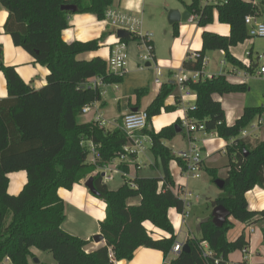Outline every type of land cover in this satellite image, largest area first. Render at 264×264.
<instances>
[{"label": "trees", "instance_id": "obj_1", "mask_svg": "<svg viewBox=\"0 0 264 264\" xmlns=\"http://www.w3.org/2000/svg\"><path fill=\"white\" fill-rule=\"evenodd\" d=\"M114 0H0L7 12L3 26L15 47L22 48L35 63L48 70L46 85L39 90L25 84L11 66L2 60L0 48V72L3 74L7 98L0 100V264L8 259L11 264H29L31 249L51 255L55 264H112L114 261H131L139 248L162 253L168 264H227L228 256L249 247V240L243 231L234 241L227 239L233 222L250 226L264 221V210L249 209L246 194L254 188L264 190V140L242 137L259 118H264V105L244 108L241 116L232 126H227L221 104L213 99L229 94L245 93L246 84H231L224 75L200 78L196 82H184L195 95L193 109L186 118L195 124H203L207 134H213L226 142L224 154L227 157V176L222 179L221 194L211 200L212 209L224 207L230 219L217 228L211 214L198 222L197 236L189 237L181 250L172 253L176 235L168 213L174 209L184 214L186 206L174 192V181L169 164L175 161L183 171V162L164 145L183 130L179 121L158 132L147 128L140 134L150 139V152L160 161L162 178H129L128 161L118 164L124 184L116 191H109L103 183V167L109 165L123 151L128 137L118 127L108 130L99 122L78 123L84 106L98 103L102 94L91 85L95 79L106 85H119L124 74L108 73L106 61L100 57L80 60L79 56L94 53L100 49L105 38L88 42L66 43L62 32L69 26L72 15L92 14L103 21L105 12L112 8ZM204 0H191L185 11L198 16L197 26L203 30L202 47L192 58L186 55L182 62L185 72L203 74V61L209 52L222 51L226 62L243 67L230 54L229 49L248 40L246 16H264V0L254 4L252 0H215L203 4ZM75 7V12L63 11V6ZM214 13L220 24L230 29L228 36L212 33L207 28L214 22ZM173 37H178V24L171 26ZM135 36L120 40L125 44L136 41ZM251 64L248 71L253 70ZM175 81L160 86L153 101L146 107L148 125L153 117L162 112L171 113L181 104ZM147 88L134 91L135 105L147 96ZM175 103L166 105L168 97ZM89 144L95 146L94 161L90 156ZM24 171L27 182L16 196L7 192L8 175ZM214 183L218 179L215 168L201 166ZM93 179L98 192L95 196L105 207V218L99 223V232L104 246L92 252H85L89 242L65 233L61 226L66 220L59 189L71 190L76 184ZM140 199L138 205L129 201ZM168 235L155 238L144 224ZM264 244V234H263ZM187 250L183 251V246ZM206 245V249L204 248ZM209 252L210 256H204Z\"/></svg>", "mask_w": 264, "mask_h": 264}, {"label": "crops", "instance_id": "obj_2", "mask_svg": "<svg viewBox=\"0 0 264 264\" xmlns=\"http://www.w3.org/2000/svg\"><path fill=\"white\" fill-rule=\"evenodd\" d=\"M261 1L262 0H252L254 4L258 5ZM144 2L145 0H114L112 8L140 13L143 18L145 15ZM214 2L215 0H204L203 4ZM183 12H185V8H183ZM7 15V12L0 4V48L2 50L3 63L6 66L13 67L25 84L29 85L34 90H39L46 85V78L49 72L46 67L35 63L34 58L22 48L15 47L10 36L4 33L3 26L7 19ZM256 20L258 22H264V16L260 15ZM207 30L221 36H228L230 31L227 25L218 23L216 13H214L213 24L210 25ZM178 31V37H174L175 42L168 53L169 58H162L157 54L154 47V41L152 40L153 57L156 63L160 66L162 77H164V80L161 81V85L165 82L172 81L173 79L175 80V76L182 71V62L186 58V55L198 52L202 47L201 34L203 30L198 28L197 24H189L186 22V25H182L180 22L178 24ZM145 32L148 31L146 30ZM102 35H104L105 38L100 45V49L94 53L83 54L79 56V59L88 61L95 57H100L106 61L110 48L116 41V37L111 28H109L104 21L98 20L96 16L92 14H76L70 16L69 26L62 32L61 36L64 42L72 43L88 42L98 39ZM126 51L128 59L122 82L119 85H106L102 89V100L95 103L88 113L77 118L78 123L94 122L97 121V118L100 116L104 122L103 127L112 130L119 126L126 114L129 112L145 110L156 97L160 90V86L154 84V78L156 76H154L153 72L142 71V69L148 70L149 68H144L139 64L141 49L138 43L136 41L129 42L126 44ZM218 52L220 53V56L223 57V60L219 61L218 64L224 67L225 70H223L222 74H213V72H211L212 75L210 77L209 75L208 77H204L205 73L209 72L208 66L205 65L201 78L204 79L224 75L229 83L246 84L248 87V90L245 93L213 97L215 101L221 104L225 114L226 125L232 126L234 122L239 119L244 108L264 105V77L259 74L260 68L264 66V58L262 57L264 54V48H260L259 46L255 47V41L252 40H245L235 47H231L229 49V54L236 61L240 62L243 67L226 62L224 52ZM251 64L254 65V68L253 70L248 71L247 68H249ZM253 77L262 79V82L254 87L252 83L254 79ZM143 88H147L149 92L147 96L141 99L139 103L140 109H133L132 106L135 105L133 97L134 91ZM177 92L181 101V104L178 107L179 116L175 119L173 116H167L168 113L162 112L160 128L157 131L154 129V132H158L164 127L173 125L177 121L181 123L182 119L186 118V113L189 108L194 106L195 95L186 97L179 89ZM5 98H7L6 82L3 74L0 72V100ZM174 103L175 100L173 96L168 97L166 100L167 106H172ZM141 104H144V107H141ZM256 121L253 125L256 124ZM187 137L195 140V144L200 148L203 154L209 155L208 157H205L203 161V163L205 162L206 168L209 167L205 160L210 159L212 153L218 152L224 154L226 146L224 140L217 138L215 135H204L200 132L188 134L185 128H183L181 133L177 134L171 141H164V145L168 147L166 145L167 142L170 143L175 139L181 138V141L184 143L183 148L174 151V147H168L172 154L175 155L178 152L188 149L189 141ZM150 146L151 142H146L145 151L142 154L133 157L132 161L129 163V178L163 177L160 161L153 157L150 152ZM88 160L91 161L90 157ZM118 164L119 162L114 160V162L107 165L106 172L102 170L103 175L105 173L107 176H111L110 180L103 179V183L109 191H116L124 184L122 173L117 169ZM169 171L174 181V192L176 193L177 190H180L184 194L187 193L186 188L183 185L184 183L179 181L178 175H182V172L175 161L170 162ZM227 171L228 169L225 166L224 174L219 175L218 173V177L223 179L226 178ZM26 182L27 176L24 171L9 174L7 186L8 194L11 196L18 195ZM84 183L85 181H82L79 184L74 185L71 190L59 189L58 196L63 201L66 215V220L62 224L61 229L71 236L89 242L85 248V252L88 253L104 246V240L95 243L92 238L100 234L99 223L105 218L106 205L92 195L85 187ZM246 200L250 210H264V190L257 187L254 188L246 194ZM139 202L140 199L136 198L130 200L129 204L138 205ZM168 217L176 235V242L177 244L182 245L187 238L196 236L195 232L198 222L207 218L208 215L202 219H197L194 229L187 225V214L185 212L184 214H179L174 209H170ZM230 220L232 221V219ZM232 222L234 227L227 234L228 241H234L244 231L249 240V247L245 251H237L230 254L228 256L227 264H264V221L250 226L235 221ZM144 226L148 231L154 232L155 238L168 237L166 233L155 229L149 223H145ZM204 248L206 249V245H204ZM31 254L33 257L29 258V264H55L52 258L48 259V256H46L49 255L48 253L45 254L44 252L32 248ZM35 260L37 262H35ZM3 264L11 263L4 262ZM117 264H168V260H165L162 253L159 251L139 248L136 250L134 258L131 261H120L117 262Z\"/></svg>", "mask_w": 264, "mask_h": 264}, {"label": "built area", "instance_id": "obj_3", "mask_svg": "<svg viewBox=\"0 0 264 264\" xmlns=\"http://www.w3.org/2000/svg\"><path fill=\"white\" fill-rule=\"evenodd\" d=\"M257 18L254 16H246L244 22L248 27V40H252L255 38H264V22H258ZM103 21L106 25L111 28L114 36L116 37V33L118 30L126 31L130 34V36H135L137 38L136 42L138 43L141 53L140 60L142 62V67L146 63H150L155 65V69L157 71L156 78L154 79V84L157 86H161L160 78L162 77V72L160 66L156 63L153 57V45H152V35L149 32H145L143 29V20L140 13H134L130 11H122L116 8L108 9L104 14ZM198 16L192 14L189 16L186 21L189 24H197ZM192 58L196 56V52L191 54ZM127 51L126 44L120 42V39L116 38L115 43L111 46L107 60L106 66L108 73L120 75L124 74L126 64H127ZM206 65V60L203 61V67ZM260 76L264 77V66L260 68L259 71ZM201 78L199 72H185L181 71L178 75L175 76V83L178 86V89L184 93V96L189 97L190 95H194L187 87H185L184 82L187 79H190L192 82H196ZM91 85L98 87L102 94V89L106 86L101 80L95 79L91 82ZM95 103L86 105L81 110V115L88 113ZM192 106L190 109H193ZM97 122L103 126L104 122L101 117L97 118ZM182 128H185L188 134L194 132H200L204 135H211L205 132V128L203 124H195L187 118L182 119L181 121ZM148 127V116L145 110L129 112L122 119L121 129L128 137V144L123 147V151L119 154L118 158L115 161L119 163L128 161L129 156H138L145 151V143L150 142L148 137H144L140 132ZM253 133L248 132L247 130L242 132V137H250L252 139H257L260 141L264 140V118H259L256 121V124L251 127ZM189 141V147L185 151H181L176 153L175 155L183 162L184 169L181 170L182 174L187 176H191V178L198 179L199 173L201 171V166L203 164L204 158L209 155L203 154L200 148L195 144V140L187 137ZM90 150V159L91 162L94 161L95 156V146L89 144ZM205 155V156H204ZM114 162V161H113ZM107 166L103 167V170L106 172ZM111 176H107L104 173L103 179L110 180ZM183 189V188H182ZM176 194H178L183 200L185 206H189V198H191L190 193H183L180 190H177ZM182 245L175 244L172 253L176 254L181 250ZM246 250V249H245ZM243 250V251H245ZM204 256H210L209 252H205ZM110 261L112 264H117L114 261L112 255H109ZM4 262H9L8 259H5Z\"/></svg>", "mask_w": 264, "mask_h": 264}, {"label": "rangeland", "instance_id": "obj_4", "mask_svg": "<svg viewBox=\"0 0 264 264\" xmlns=\"http://www.w3.org/2000/svg\"><path fill=\"white\" fill-rule=\"evenodd\" d=\"M190 2L191 0H145V15L142 18L143 29L144 31L147 30L152 35L151 38L154 41L155 50L160 57L169 58L168 53L175 42V38L172 35L171 26L167 21L168 13L173 10L183 12L184 6L188 5ZM181 24L186 25V21H181ZM252 41H255V47L259 46L260 48H264V38H255L252 39ZM222 60L223 57L220 56L218 51L209 52L206 56V65L208 66L209 72L205 73L204 77H208V75L210 77L212 75L211 72H213V74H222L225 68L218 64L219 61ZM139 64L140 66L143 65L141 60ZM142 71H151L153 72L154 76H156L154 64H152L148 70L142 69ZM253 78L254 79L252 83L254 87L262 82V79L255 77ZM163 80L164 77L160 78V81ZM172 81L174 82L175 80L173 79ZM141 107H144V104H141ZM178 111L179 109H177L175 112L168 113L167 116H173L175 119H177L179 116ZM161 119V115L153 117L148 127L145 129L151 128V130L156 129L157 131L160 128ZM252 125H250V127L247 129L248 132L253 133L251 129ZM166 145L168 147H174V151L184 147V143L181 141V138L175 139L170 143L167 142ZM205 161L209 168L217 169L219 175L224 174L225 166L227 165V157L224 154L214 152L211 154V158ZM203 166H205V162L203 163ZM178 178L179 181L184 183L183 185L186 188V192L191 194V198H189V203L191 204L186 207L185 213L187 214V225L189 227H193L194 229L197 219H202L203 217L207 215L209 216L211 214V200L217 198L221 194V191L215 186L214 183L211 182L210 177L205 171H200L198 179L191 178V176H187L185 174H179ZM218 179L223 178L218 177ZM195 233L197 236V229ZM46 256H48V259L52 258L50 254Z\"/></svg>", "mask_w": 264, "mask_h": 264}, {"label": "water", "instance_id": "obj_5", "mask_svg": "<svg viewBox=\"0 0 264 264\" xmlns=\"http://www.w3.org/2000/svg\"><path fill=\"white\" fill-rule=\"evenodd\" d=\"M61 9L63 11L75 12V7H73L71 5L63 6ZM189 16H190V14L187 11L181 13L179 11L173 10V11H170L168 13L167 21H168V24L170 26H172L174 24H179L181 21H187ZM129 37H130V34L126 31L118 30L116 33V38L120 39V40L127 39ZM262 57L264 58V54L262 55ZM150 67H151L150 63H146L144 65V68H150ZM175 130H176L177 134L181 133V130L177 129L176 126H175ZM103 176L104 175L102 174V178H103ZM214 184L219 190H221L224 186V181L222 179H217L214 181ZM84 185L92 195L98 196V192L96 191V189L93 186V179L92 178H88L85 181ZM211 217H212L213 225L217 228H221L226 223L227 220H230L229 212L222 206L214 207L212 209V212H211ZM92 239L95 243H99L103 240V238L100 234L97 236H94ZM182 250L183 251L187 250V246L184 245ZM35 262H37V261L35 260Z\"/></svg>", "mask_w": 264, "mask_h": 264}]
</instances>
